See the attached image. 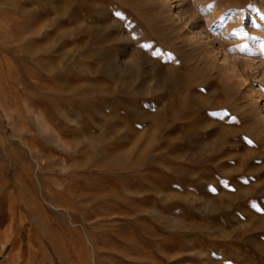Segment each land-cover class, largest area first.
Wrapping results in <instances>:
<instances>
[{"label": "rangeland", "instance_id": "obj_1", "mask_svg": "<svg viewBox=\"0 0 264 264\" xmlns=\"http://www.w3.org/2000/svg\"><path fill=\"white\" fill-rule=\"evenodd\" d=\"M253 4L0 0V264H264Z\"/></svg>", "mask_w": 264, "mask_h": 264}, {"label": "bare ground", "instance_id": "obj_2", "mask_svg": "<svg viewBox=\"0 0 264 264\" xmlns=\"http://www.w3.org/2000/svg\"><path fill=\"white\" fill-rule=\"evenodd\" d=\"M247 1V0H246ZM254 4L257 6H260L261 4H263L264 0H253ZM253 4V5H254ZM256 7V6H255ZM255 10V9H253ZM252 14H254V11L252 12ZM133 68V67H132Z\"/></svg>", "mask_w": 264, "mask_h": 264}]
</instances>
